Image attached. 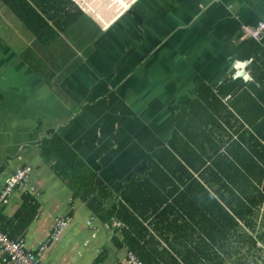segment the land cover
<instances>
[{"label":"crops","instance_id":"1","mask_svg":"<svg viewBox=\"0 0 264 264\" xmlns=\"http://www.w3.org/2000/svg\"><path fill=\"white\" fill-rule=\"evenodd\" d=\"M79 2L95 23L71 36L59 32L46 46L34 43L20 23L0 21V209L6 217L17 209L25 190L8 189L6 181L28 164L32 172L26 189L33 186L27 190L34 193L38 209L24 240L43 264H129L122 224L113 217L99 219L79 197L70 203L67 180L40 156L41 139L52 130L68 141L111 191L106 202L117 201L124 183L143 173L144 156L165 143L176 111L199 106L195 101L205 95L202 85L216 96L204 127L212 130L214 141L223 135L225 144L241 133L249 140L254 125V135L264 143V30L258 38L242 37L244 26L255 27L264 19V0ZM8 14L13 16L0 3V16ZM94 32L89 42L75 38ZM194 124L184 120L177 127L180 135L185 128L186 137L200 141ZM254 157L264 164V152ZM188 169L186 183L197 179L214 194L211 182ZM165 173L173 178L174 173ZM181 183L171 179L162 193L171 185L182 190ZM256 188L264 194V181ZM167 199L174 202L172 196ZM263 209L260 205L257 212L258 233L264 232ZM67 214L69 222L59 237L40 252L55 217ZM155 220L152 214L143 223L150 230ZM190 221H176L182 229L167 240L155 235L158 247L181 264V256L200 257L198 237L187 239L185 233ZM3 256L0 251V264H7Z\"/></svg>","mask_w":264,"mask_h":264},{"label":"trees","instance_id":"2","mask_svg":"<svg viewBox=\"0 0 264 264\" xmlns=\"http://www.w3.org/2000/svg\"><path fill=\"white\" fill-rule=\"evenodd\" d=\"M0 3L13 13L20 26L40 46L48 45L59 32L71 36L69 32L91 28L95 23L79 0H0ZM95 36L94 32L76 34L75 38L89 42ZM26 49L32 52L31 46ZM200 89L205 91V95L201 94V102L195 101L199 106L189 110L182 107L176 111L173 128L165 143L147 152L143 158V173L124 183L117 201L106 202L112 197L111 191L101 184L96 173L86 167L76 150L58 133L51 130L41 139L40 156L55 174L67 180V187L71 189L70 203L79 197L99 219L107 221L113 217L122 224L124 243L143 264H178L180 259L176 255L158 247L155 235L167 240L168 234L174 235L182 229L175 225L176 221L182 223L190 219L185 233L187 239L198 237L200 257L181 256L183 264H264V252L262 256L257 253V249L261 251L264 247V232L258 233L255 228L259 207H264V194L256 188L258 182L264 181V164H258L254 157V154L264 152V143H259L254 135L253 132L258 133L254 125L249 140L241 133L237 139H229L225 144L223 135H217L214 141L212 130L204 127L210 118L211 99L216 96L206 85ZM184 120L193 126L198 123L200 141L196 137H186L185 128L180 130L184 136L180 135L177 125ZM246 120L252 123V119ZM209 142L211 145H206ZM24 166L29 167L27 181L32 167L28 164L20 167ZM188 167L198 171L209 185L211 182L214 194L197 179L195 184L184 181V175L190 171ZM207 169L210 170L208 173ZM166 170L174 173L173 178L182 181V190L171 185L166 195L162 193L173 179L165 173ZM30 186L27 184V189ZM27 189L10 217L3 216L0 209V232L15 241L24 239L27 226L37 215L38 201ZM167 196H172L174 202L171 205ZM170 213L174 216L170 217ZM152 214L156 220L149 230L143 222ZM53 225L48 236L53 234ZM259 242L260 245L257 244ZM241 252L244 253L243 258L236 256L235 253Z\"/></svg>","mask_w":264,"mask_h":264},{"label":"built area","instance_id":"3","mask_svg":"<svg viewBox=\"0 0 264 264\" xmlns=\"http://www.w3.org/2000/svg\"><path fill=\"white\" fill-rule=\"evenodd\" d=\"M264 30V19L258 21L255 27L244 26L242 37H255L258 38L260 33ZM29 171V167H18L14 174L8 178L6 181V187L8 189L13 187H19L22 191L26 189V177ZM25 188V189H24ZM30 189L33 186L29 187ZM7 189V190H8ZM69 218L67 220V216H57L54 219L53 225V234L49 235V239L45 240L38 248L41 252L44 250L46 245L55 239H57L65 227L68 224ZM0 251L1 254L4 255L2 260H4L7 264H43L38 255V251H34L29 249L26 246L25 240L21 239L20 241H15L8 238L4 233L0 232ZM126 258L129 261V264H142L139 259L132 254L131 251L125 252Z\"/></svg>","mask_w":264,"mask_h":264},{"label":"rangeland","instance_id":"4","mask_svg":"<svg viewBox=\"0 0 264 264\" xmlns=\"http://www.w3.org/2000/svg\"><path fill=\"white\" fill-rule=\"evenodd\" d=\"M6 20L9 22V23H12V24H15L16 26L19 25V23L17 22V20L11 15V14H8V17H5V16H0V21H2L3 23H6ZM258 245H260V242L257 243ZM264 252V249L260 251V249H257V253L259 255H261L260 253H263ZM236 256H238L239 258H243V255L244 253L241 252V253H235ZM230 255H234V254H230ZM262 256V255H261ZM235 258V257H234Z\"/></svg>","mask_w":264,"mask_h":264}]
</instances>
